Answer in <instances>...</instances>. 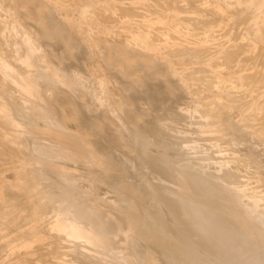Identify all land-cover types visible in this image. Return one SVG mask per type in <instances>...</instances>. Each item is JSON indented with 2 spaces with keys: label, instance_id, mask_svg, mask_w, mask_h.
I'll return each instance as SVG.
<instances>
[{
  "label": "bare ground",
  "instance_id": "bare-ground-1",
  "mask_svg": "<svg viewBox=\"0 0 264 264\" xmlns=\"http://www.w3.org/2000/svg\"><path fill=\"white\" fill-rule=\"evenodd\" d=\"M47 1H45L46 4ZM95 2L97 1L95 0ZM9 3L12 4L13 2ZM141 4L144 5V2ZM68 5L70 7L71 4ZM32 6L35 7L34 10L26 12L31 13V17L38 22L41 19L40 11L44 5L35 1ZM49 6L52 5L49 4ZM63 8H65V5ZM130 8H133V6ZM130 8L122 6L118 11L120 10L121 14L127 13L132 10ZM135 8L136 10L141 9V11L144 9V7ZM165 8H162L163 11ZM3 10L0 5V12H4ZM150 11L154 13L153 8ZM110 12L107 15L112 19ZM237 12L240 11L237 10ZM85 13L88 14L86 11ZM140 13L142 14V12ZM86 14L84 16L89 17ZM4 15H7V12ZM90 15L92 16V14ZM109 17L104 18L107 20ZM113 17L116 18V16ZM16 18L8 26L14 35L9 45L4 44L7 47V54L0 52L1 80L6 83L9 93L6 96H8L12 107L7 109L8 104L6 107L0 105V142L6 148V151L9 153L15 152V155L20 156L21 164L17 167L20 171L19 174H21L19 178L27 179L31 183L27 193L29 196L33 195L35 200H32V202L34 201L32 204L35 203V206L33 205L35 208L33 211L30 210L35 215L32 219L27 218L26 221L23 220V217L26 219L25 214L19 215L22 217L23 223L20 221L21 224L19 225L18 222L19 226L16 225L11 231H7L8 224L6 226L1 225V251L6 252L12 243L17 241L12 235L20 237L18 243H13L14 246L15 244L16 246H22L27 245L31 238L34 239L40 234L48 233L53 235L55 241L47 240L42 244L40 242L37 244L39 246L41 244L38 250H52L51 253L54 254L57 253L54 252L55 249H58V251L62 249L66 252L65 256H61L63 253L59 254L60 256L58 254L49 255L51 257L47 261L48 256L45 258L44 254L27 248L31 251L30 257L26 260L21 259L22 261L17 264H264V127H252L251 124L256 119L251 117L252 114L248 113L246 115L247 106L240 109L241 117L237 121H234L229 115L220 116L217 113L218 111L215 110H217V103L222 98L203 99V92L207 91L209 86H206V83H203L204 79L198 75L197 77L192 76L194 73L200 72L194 70L197 68L194 66H198V62L191 59L183 60L181 63H173L176 64L177 68H174V65L168 60H156L155 65L152 67L147 59L155 57V52L145 50L149 46L146 43L142 44V42V45H139L140 49L142 47L140 51H133L129 54H125L121 48L109 51L105 55L107 58L106 65L109 66L111 73L115 74L116 77L112 79V74H109L110 77L108 78L110 79L108 80H113L116 83L122 82L125 91L132 90L136 86L121 78V76L125 77L128 74L130 78L133 74L137 75L138 72L143 71L150 80L157 76H165L168 73L172 75L180 73L182 75L184 80L178 84H174L167 79V88L173 96L175 92H180L187 97L193 95L195 97L194 105L188 102L178 103L174 110L164 111L170 114V117H168L165 113L168 122L163 120L157 122L151 118L150 109L138 105L141 100L137 103L133 95L132 97L124 95L120 101L114 100L109 92L108 81L104 77H94L96 78L95 83L90 78V73V77L83 73L87 70L80 72L73 66L61 63V56L52 52L50 54L45 53L33 41L32 37L23 30L22 20L19 21L20 19ZM42 19L45 21L47 18ZM62 19L65 20L64 17ZM187 20H191V18ZM221 21H224V18ZM46 22H44L45 25ZM100 22L102 23L101 20ZM207 23L206 25L210 24ZM55 24L57 23L55 22ZM62 24H60V27L59 25L56 26L61 29ZM214 24L212 22V26ZM56 26L55 28H57ZM52 28L54 31V27ZM47 29L49 30V28ZM158 29L160 33L158 38L176 40L172 36L174 33L171 34L167 29L161 30L160 26ZM197 30L195 27V31ZM129 33L131 32L129 31ZM54 34L57 35L56 32ZM71 34V32L69 34L62 31L64 39H69ZM198 34L200 33L198 32ZM131 36L129 38L133 39L134 43L141 41H138L139 37L134 39ZM184 36L183 38H186L187 35ZM45 37L43 39L46 40ZM124 39H126V36H124ZM133 40H130V43ZM77 41L80 43V40ZM111 42L113 41L111 40ZM248 46H250V43ZM239 48L242 49V47ZM68 49L69 47H67ZM261 51H264V48H260ZM167 52L165 51L164 54L168 56ZM173 52H171L172 55ZM201 52L197 54L200 55ZM135 55L145 58L143 68L134 67L131 58ZM226 55L224 54L223 58L225 61ZM66 56L71 57V54L66 51ZM231 56L232 54L229 57ZM236 57L234 58L236 59ZM262 58L259 57L260 60ZM251 59L253 60L252 57ZM245 60L247 63V58ZM227 66L225 65V67ZM230 66L233 67V65ZM249 67L251 66H247L248 69H250ZM198 68L200 70V66ZM253 70L255 72V69ZM108 71L110 70L107 69ZM254 72L253 74L256 75L257 73ZM134 78L136 80L137 77ZM211 78L213 79V77ZM242 81H246L250 87L252 83H257L264 88V77L257 78L248 75ZM111 83L113 84V82ZM116 87L114 86V88ZM119 88L120 86H118ZM143 88L141 87V89ZM115 94L117 93L115 92ZM143 94L141 95L143 96ZM235 94L238 95L237 92ZM154 95L155 93H153ZM241 95L238 100H240ZM260 96H262L261 93L255 96L252 95L251 99ZM154 97L157 98L156 95ZM2 101L3 99L0 100V102ZM234 102L236 105L238 104L235 100ZM233 103L229 105L231 106ZM242 104L246 105L243 102ZM149 105L152 106V103L149 102ZM156 105L154 106L156 107ZM248 106H251L249 102ZM165 116L163 115L159 119L165 118ZM259 120L264 123V110L260 112ZM183 121H185V125L180 127ZM242 149H246L247 152L244 153ZM4 156L6 157V154ZM3 188L6 195L8 193H18L23 196L27 194V190L25 192L18 190L10 180L4 183ZM50 194H54V197L55 194L58 195L59 199L49 202L46 198ZM2 201L4 200L0 198V202ZM21 204L23 205V203ZM6 206L8 205H5V209ZM26 206H29V204ZM7 214L9 213L7 212ZM6 236H11V238L3 240ZM70 252H73L79 259L69 257ZM12 257L14 258L13 255ZM3 264L7 263L3 262Z\"/></svg>",
  "mask_w": 264,
  "mask_h": 264
},
{
  "label": "rangeland",
  "instance_id": "rangeland-1",
  "mask_svg": "<svg viewBox=\"0 0 264 264\" xmlns=\"http://www.w3.org/2000/svg\"><path fill=\"white\" fill-rule=\"evenodd\" d=\"M35 1L37 2H41L43 3L44 7L42 8V10L40 11V15H41V19L38 20V22L33 19V17H31V13L28 12H32L34 10V6H32ZM47 0H0V5L3 7V11L4 12H0V52L7 54V45H9L11 43V39L12 36L14 34H12V31L10 29L9 24L11 23V21L14 18H18L19 21H21L22 25H23V30L26 31L33 39V41L39 45L42 50L47 53L50 54L55 53L59 56H61V63L65 64V65H69V66H73L74 68H76L78 71L83 72L85 70V72H83L85 75L89 76L91 75V79H93L92 81L95 82L96 78H99L100 76L104 77L107 81H108V85H109V92L110 94L113 96L114 100L120 101L122 100L124 95H129L132 97H134V100L138 103L140 100V103L138 105H140L143 108H149L151 111V118L156 120L157 122H160L161 120L163 121H167V115L168 117H170V110H174L175 106L178 103H183V102H188L191 105H194V101H195V97L193 95L190 96H185L184 94L180 93V92H175L174 96H176L175 98H173V94L171 95V92L169 91V89L167 88V82L166 80H171L174 84H178L183 82L184 78L182 77V75L180 73H176L175 75H172L170 73L166 74L165 76L161 75V76H157L153 79H149L147 78L148 76L143 72L140 71L138 72L137 75H132V77L129 78V74L124 76H121V78H123V80H127L130 81L132 83V85H136L134 86V89L132 90H128L125 91V89L123 88L122 82L116 83L113 80H108L110 78L109 74L111 75V78H115V74L113 75V73H111V69L109 68V66L106 65L107 62V58H106V54L109 51H115V48H121L124 53L129 54L133 51H140L142 50V47L140 49V46L143 43H146L149 48L145 49V50H152L155 52V57L151 58V59H147V61L150 62V64L155 65V61H164V60H168L172 63V65H174V68H177L173 63H181L183 60L186 59H191L193 61L198 62V66H194V67H199L200 66V70L198 68H195L194 70H196L197 72L199 71L200 73H194L192 76L193 77H197V75L199 77H201L203 80V83H206V86H209L207 88V91L205 90L203 92V99L206 100H211V99H217L218 97H221L222 99H220L223 102H219L217 103V110H215L217 113L220 114V116L222 115H229L234 121H237L240 117V109H242L243 107L247 106V112L246 115L252 114L251 117H253L254 119H256V121L254 123H252V127H264V123H261L259 118H260V112L264 110V88H262L260 85H258L257 83L251 85H247L246 81H242L245 79L246 76L250 75V77H264V51L260 52V48H264V0H96L97 2H95V0H64L67 2H64L63 0H48L47 4L46 2ZM59 3H58V2ZM77 1V2H75ZM123 1V2H122ZM128 1V3H127ZM135 1V2H134ZM139 1V2H138ZM152 1V2H151ZM155 1V2H153ZM163 1V2H162ZM165 1H167L165 3ZM210 1V2H209ZM9 2H13L12 4H10ZM49 2V3H48ZM56 2V3H54ZM64 2V3H62ZM73 2V3H72ZM85 2V4H84ZM102 2V3H101ZM117 2V3H116ZM144 2V5H142L141 3ZM212 2V3H211ZM45 3V4H44ZM125 5H124V4ZM137 3V4H136ZM140 3V5H139ZM148 3V4H147ZM154 3H156L157 5H155ZM171 5L170 7L167 5ZM171 3V4H170ZM178 3V4H177ZM218 3V4H217ZM230 3V4H229ZM238 3V4H237ZM241 3V4H240ZM52 5V6H49ZM57 4V6H56ZM60 6H59V5ZM62 4V5H61ZM65 5V8L64 5ZM67 4H71L73 6L69 5L67 6ZM107 4V5H106ZM122 4V5H121ZM162 4V5H159ZM173 4V5H172ZM176 4V5H174ZM211 4V5H210ZM216 4V5H215ZM10 5H13L12 7ZM22 5V6H21ZM115 5V6H112ZM121 5V6H120ZM131 5V6H130ZM148 5V7H147ZM167 5V6H165ZM179 5V6H178ZM214 5V6H213ZM56 6V7H55ZM83 6V7H82ZM125 6L127 8H130L133 6V8H130L132 10L128 11L127 13H122L121 11L118 9H120V7ZM162 6V7H160ZM174 6V7H173ZM242 6V7H241ZM14 7V8H13ZM73 7V8H71ZM78 7V8H75ZM80 7V8H79ZM99 7V8H97ZM135 7H144V9L141 11V9L136 10ZM146 7V8H145ZM168 7L169 9L167 10L166 8ZM215 7V8H214ZM235 7H236V11H235ZM248 7V8H247ZM51 8V9H50ZM116 8V9H115ZM151 8V9H150ZM153 11H150L152 10ZM155 8V9H154ZM162 8H165L164 11ZM176 8V9H173ZM241 8V9H238ZM13 11H12V10ZM26 9V10H25ZM105 9V10H104ZM107 9L109 10L107 12ZM182 9V11H181ZM209 9V10H208ZM213 9V10H212ZM263 9V10H262ZM31 10V11H28ZM88 13L86 14L85 11ZM98 10V12H97ZM102 10H103V14H102ZM135 10V12H134ZM178 10V11H177ZM201 10V11H200ZM214 12H211V11ZM240 11V12H237ZM18 11V12H17ZM28 11V12H26ZM72 11V12H71ZM78 11V13H77ZM95 11V12H94ZM101 11V12H100ZM105 11V13H104ZM113 11V12H110ZM145 11V12H144ZM186 11V12H185ZM232 11V13H231ZM259 11V12H258ZM7 15H4L6 14ZM82 12V14H81ZM110 12V16L109 14ZM119 14H118V13ZM142 12V14L140 13ZM149 14H148V13ZM181 12V13H180ZM191 12V13H190ZM226 12V13H225ZM17 13V14H16ZM151 13V14H150ZM190 13V14H189ZM213 13V14H212ZM252 13V14H250ZM263 13V14H262ZM16 14V16H15ZM66 14V15H65ZM71 14V15H70ZM73 14V15H72ZM87 15L89 17H85L84 15ZM92 14V16L90 15ZM96 16H95V15ZM101 14V15H100ZM105 14V15H104ZM113 14V15H112ZM130 14V15H129ZM132 14V16H131ZM218 14V15H217ZM246 14V15H244ZM19 15V16H18ZM29 15V16H28ZM47 15V16H46ZM75 15V16H74ZM123 15V16H122ZM126 15V16H125ZM136 15V16H135ZM139 15V16H138ZM145 15V16H144ZM216 15V16H215ZM220 15V16H219ZM223 15V16H222ZM226 15V16H224ZM256 15V16H255ZM69 16V17H68ZM72 16V17H71ZM82 16V17H81ZM100 16V17H99ZM107 16L109 17L107 20L104 18ZM113 16H116L113 17ZM118 16H122V17H118ZM131 16V17H130ZM251 16V17H250ZM53 19H52V18ZM60 17V19H58ZM65 18L62 19V18ZM67 17V18H66ZM74 17V18H73ZM95 17V18H94ZM119 20H117L118 18ZM127 17V18H126ZM170 17V18H169ZM241 17V18H240ZM259 17V18H258ZM16 18V19H17ZM42 18H47L45 21L46 22V26L44 24V19ZM69 18V19H68ZM78 18V19H77ZM105 19L104 21L101 19ZM122 18V19H120ZM135 18V19H134ZM146 18V19H145ZM184 18V19H182ZM191 20H187L190 19ZM222 18V19H221ZM224 21H221L223 20ZM6 19V20H5ZM48 19L49 22H48ZM55 19V21H54ZM72 19V20H71ZM76 19V20H75ZM90 19V20H89ZM111 19V20H110ZM116 19V20H115ZM183 21H182V20ZM197 19V20H196ZM208 19V20H207ZM212 19V20H211ZM239 19V21H238ZM245 19V20H244ZM254 19V20H253ZM57 20V21H56ZM61 23H60V21ZM100 20L102 21V23L100 22ZM130 20V21H129ZM139 20V21H138ZM141 20V21H140ZM145 20V21H144ZM185 20V21H184ZM194 20V21H192ZM218 23H217V21ZM226 20V21H225ZM242 20V21H241ZM244 20V21H243ZM253 20V21H252ZM35 23H34V22ZM89 21V22H88ZM116 21V22H115ZM119 21V23H118ZM125 21V22H124ZM132 21V22H131ZM200 21V22H199ZM210 23L208 24L207 23ZM52 24H51V23ZM55 22L57 24H55ZM59 22V23H58ZM62 22H64L62 24ZM121 22V23H120ZM140 22V23H139ZM193 22V23H190ZM212 22L214 24V26H212ZM220 22V23H219ZM222 22H224L225 24H223ZM242 22V23H241ZM37 23V24H36ZM49 23V24H48ZM54 23V24H53ZM72 23V24H71ZM77 23V25H76ZM107 23V24H106ZM109 23V24H108ZM115 23V24H114ZM124 23L125 25L123 26ZM128 23V24H126ZM137 23V24H135ZM142 23V24H141ZM206 23L208 25H206ZM222 23V24H221ZM7 24V25H6ZM25 24V25H24ZM28 24V25H27ZM60 24H62V28H58L57 26L59 25V27L61 26ZM68 24V25H67ZM105 24V26H104ZM122 24V25H121ZM217 24V26H216ZM232 24V25H231ZM45 25V26H43ZM50 25V26H49ZM54 25V26H53ZM57 25V26H56ZM82 25V26H80ZM107 25V26H106ZM153 25V26H152ZM157 25V26H156ZM173 25V26H172ZM195 25V26H194ZM230 25V26H229ZM238 25V26H237ZM262 25V26H261ZM25 26V27H24ZM54 27V31L53 28ZM55 26L57 28H55ZM65 26V29H64ZM71 26V27H70ZM77 26V27H76ZM90 26V27H89ZM104 26V27H103ZM142 26V27H141ZM159 26L161 27V30L164 29L167 31H169L171 34L174 33V35L172 34L173 37H175V41L173 40H162L160 38H158L160 35L159 31ZM166 26V27H165ZM194 26V27H193ZM220 26V27H218ZM229 26V27H227ZM39 27V28H38ZM67 27V29H66ZM69 27V28H68ZM74 27V28H73ZM106 27V28H105ZM123 27V28H122ZM135 29H134V28ZM144 27V28H143ZM148 27V28H147ZM195 27L198 29L197 31H195ZM201 27V28H200ZM204 27V28H203ZM214 27V28H212ZM223 27V29H221ZM5 28V29H4ZM44 28V29H43ZM49 28V30H51V32H49V30L47 29ZM76 28V29H75ZM130 28V29H127ZM4 29V30H3ZM42 29V30H41ZM64 29V30H63ZM70 29V30H69ZM111 29V30H110ZM127 29V31H126ZM155 29V30H152ZM158 29V30H156ZM214 29V30H213ZM261 29V30H260ZM2 30V32H1ZM40 30V31H39ZM48 30V31H46ZM58 30V31H57ZM125 30V31H124ZM135 30V31H134ZM202 32H201V31ZM219 30V31H218ZM222 30V31H220ZM226 30V31H225ZM45 31V32H44ZM62 31H66L70 34V32L72 33V37L71 35H69V39L62 36ZM89 31V32H88ZM94 31V32H93ZM105 31V32H104ZM129 31L131 33H129ZM133 31V32H132ZM138 31V32H137ZM152 31V32H151ZM155 31V32H154ZM207 31V32H206ZM218 31V33H217ZM229 31V32H228ZM41 32V33H40ZM49 32V33H48ZM52 32H56V36L54 33ZM61 32V33H59ZM79 32V33H78ZM128 32V33H126ZM154 32V33H153ZM182 32V33H181ZM198 32L200 34H198ZM225 32V34H224ZM228 32V33H227ZM241 32V33H240ZM50 33H52L50 35ZM122 33V34H121ZM135 33V34H133ZM141 33V34H140ZM150 33V34H148ZM153 33V34H152ZM186 34V38L184 35ZM214 33V34H213ZM43 36H41V35ZM45 34V35H44ZM108 34V35H106ZM128 34V35H127ZM132 34V36H131ZM138 34V35H137ZM146 34V35H145ZM211 34V35H210ZM221 34V36H219ZM236 34V37H235ZM238 34V36H237ZM240 34V35H239ZM49 35V36H48ZM76 35V38H75ZM78 35V36H77ZM81 35V37L79 38V36ZM88 35V36H87ZM105 35V36H104ZM116 37H115V36ZM122 35V36H119ZM145 35V36H144ZM148 35V37L146 38V36ZM162 35V34H161ZM182 37H181V36ZM196 35V36H195ZM218 35V36H217ZM47 36V37H45ZM59 36V37H57ZM93 36V37H92ZM101 36V37H100ZM103 36V37H102ZM124 36H126V39H124ZM129 36L134 37V39L138 38V41L141 40L140 42H135L134 40L129 38ZM142 36V37H141ZM177 36V37H176ZM217 36V37H216ZM251 36V37H250ZM262 38H261V37ZM46 38L43 39V38ZM105 37V39H103ZM113 37V38H110ZM118 37V39H117ZM136 37V38H135ZM202 39H201V38ZM239 37V38H238ZM60 40H59V39ZM96 38V39H94ZM110 38V40H109ZM116 38V40H115ZM142 38V39H141ZM145 38V39H144ZM149 38V39H148ZM155 38V39H154ZM179 38V40H178ZM181 38V39H180ZM198 38V39H197ZM208 38V39H207ZM50 39V40H49ZM58 39V40H56ZM94 39V40H93ZM123 39V40H121ZM147 39V40H146ZM156 39L158 40L156 41ZM183 39V40H182ZM201 39V40H199ZM4 40V41H3ZM80 40V43L79 41ZM111 40L113 42H111ZM126 40V42H125ZM133 40L132 43H130ZM156 42H155V41ZM162 40V41H161ZM230 40V41H229ZM263 40V41H262ZM95 41V42H93ZM115 41V42H114ZM118 41H120L118 43ZM129 41V42H128ZM144 41V42H143ZM186 41V43H185ZM196 43H195V42ZM200 41V42H199ZM246 41V42H245ZM128 42V43H127ZM142 42V44H141ZM149 42V44H148ZM168 44H167V43ZM198 42V44H197ZM85 43V44H83ZM122 43V44H121ZM138 43V44H136ZM157 43V44H156ZM194 43V44H192ZM226 43V44H225ZM238 43V44H237ZM244 43V44H243ZM250 43V46H248ZM6 46H5V45ZM64 44V45H63ZM132 44V45H130ZM134 44V46H133ZM155 44V45H154ZM171 44V45H170ZM181 44V45H180ZM221 44V45H220ZM241 44V45H240ZM257 44V45H256ZM261 44V45H260ZM54 45V46H53ZM83 45V46H81ZM94 45V46H93ZM137 45V47H136ZM140 45V46H139ZM153 45V46H152ZM159 45V46H157ZM219 45V46H218ZM240 45V46H239ZM252 45V47H251ZM60 46V47H59ZM65 46V47H64ZM98 48H97V47ZM130 46V47H129ZM151 46V47H150ZM165 46V47H162ZM168 46V47H167ZM173 48V49H171ZM174 46V47H172ZM177 46V48H176ZM242 47L239 48V47ZM247 46V47H246ZM261 46V47H260ZM67 47H69V49L67 50ZM86 47V48H85ZM139 47V48H138ZM154 47V48H153ZM160 47V48H159ZM179 47V48H178ZM215 47V48H214ZM260 47V48H258ZM50 48V49H49ZM86 52H84L83 50ZM137 50H136V49ZM157 50H156V49ZM162 48V50H161ZM170 48V49H169ZM177 54H176V51ZM183 48V49H181ZM199 48V49H198ZM202 48V49H200ZM205 48V49H204ZM229 48V49H228ZM236 50H235V49ZM94 49V50H93ZM97 49V50H96ZM155 49V50H154ZM167 49V50H166ZM169 49V50H168ZM190 49V50H189ZM209 49V50H208ZM224 49V50H223ZM239 49H241L239 51ZM50 50V51H49ZM82 50V51H81ZM159 50V51H158ZM169 51L167 52L168 56L164 54L165 51ZM185 50V52H184ZM196 50V51H195ZM243 50V51H242ZM248 50V51H247ZM251 50V51H250ZM66 51L67 53L71 54V57H67L66 56ZM174 51V52H173ZM182 51V52H181ZM198 51V52H197ZM202 51V52H201ZM206 51V52H205ZM210 51V52H209ZM215 51V52H214ZM234 51V52H232ZM237 51V52H236ZM157 52V53H156ZM163 52V53H162ZM173 52V55L172 53ZM191 52V54H190ZM200 53L197 54V53ZM214 52V53H213ZM229 52V53H228ZM240 52V53H239ZM252 52V53H251ZM259 54H258V53ZM85 55H84V54ZM162 55H161V54ZM193 53V54H192ZM221 53V54H220ZM232 54V58L229 57ZM101 54V55H100ZM185 54V55H184ZM224 54H227L225 57L226 61L223 60L224 58ZM238 54V55H236ZM253 58V60L251 59V57ZM84 55V56H83ZM99 57H98V56ZM160 55V56H159ZM219 55H221L219 57ZM253 55V56H252ZM256 55V56H255ZM76 56V58H75ZM87 56V57H86ZM163 56V57H162ZM204 56V57H203ZM223 56V57H222ZM228 56V57H227ZM237 56V57H236ZM250 57L248 59V57ZM263 58L260 60L259 57ZM81 57V58H80ZM104 57V58H103ZM236 57V59L234 58ZM247 58V63L245 62L246 58ZM74 58V59H72ZM89 58V59H88ZM96 58H98L96 60ZM104 60L102 62V60ZM160 60H159V59ZM220 58V59H219ZM229 58V61H228ZM88 59V60H87ZM94 59V60H93ZM215 59V60H214ZM222 59V60H221ZM81 60V61H80ZM87 60V61H85ZM231 60V61H230ZM239 60V61H238ZM245 60V61H244ZM250 60V61H249ZM95 61V62H94ZM145 58L141 57L140 55H135L134 57L131 58V62L134 64V67L137 68H143ZM225 61V62H223ZM243 61V62H242ZM254 61V62H253ZM259 61H260V65H259ZM261 61H263L261 63ZM100 62V63H99ZM201 62V63H200ZM230 62V63H229ZM242 62V63H241ZM83 63V64H82ZM86 63V64H85ZM94 63V64H93ZM97 63V64H96ZM99 63V64H98ZM200 63V64H199ZM219 63V64H218ZM222 63V64H221ZM229 63V64H228ZM251 63V64H250ZM101 64V65H100ZM105 66H104V65ZM258 64V65H257ZM100 65V66H99ZM208 65V66H207ZM210 65V66H209ZM217 65V66H216ZM222 65V66H221ZM225 65L227 67H225ZM230 65H233V67H231ZM240 65V67L238 68V66ZM253 65V66H252ZM84 68H83V67ZM91 66V67H90ZM97 66V67H96ZM205 68H204V67ZM247 66H251L249 67L250 69L247 68ZM263 66V67H262ZM89 67V68H88ZM94 67V68H93ZM106 67V68H105ZM209 67V68H208ZM225 67V68H224ZM92 68V71H91ZM212 68V69H211ZM100 69V70H99ZM107 69L110 70L107 72ZM204 69V70H202ZM207 69V70H205ZM255 69V72L254 70ZM191 70V69H190ZM193 70V71H194ZM231 70V72H230ZM237 70V71H236ZM97 71V72H96ZM101 71V72H100ZM203 71V72H202ZM208 71V72H207ZM215 71V72H214ZM225 71V72H224ZM227 71V72H226ZM257 71V72H256ZM260 71V72H259ZM95 72V73H94ZM217 72V73H216ZM257 73L256 75L253 74ZM259 72V75H258ZM90 73V75H89ZM97 73V74H96ZM102 73V74H101ZM140 73V75H139ZM231 73V74H230ZM247 73V74H245ZM249 73V74H248ZM261 73V75H260ZM200 74V75H199ZM228 74V75H227ZM106 77H105V76ZM244 75V77H243ZM246 75V76H245ZM98 76V77H97ZM114 76V77H112ZM137 77L136 80L134 77ZM174 76V77H173ZM180 76V77H178ZM207 76V77H206ZM213 77V79L211 77ZM96 77V78H94ZM244 79H243V78ZM211 78V80H209ZM231 78V79H229ZM239 78V79H238ZM1 75H0V100L3 99L2 102H0V105L3 107H6L7 104L8 106L6 107L7 109H11L12 107L10 106V102L8 99V96H6L8 93V89L6 86L5 81L1 80ZM131 79V80H130ZM217 79V80H216ZM236 79V80H235ZM135 80V82H134ZM140 80V81H139ZM146 80V81H145ZM180 80V81H179ZM216 80V82H215ZM223 80V81H222ZM228 80V81H227ZM230 80V81H229ZM241 80V81H239ZM122 81V80H120ZM142 81V82H141ZM214 83H212V82ZM233 81V82H232ZM235 81V82H234ZM2 82V84H1ZM113 82V84L111 83ZM225 82V83H224ZM96 83V82H95ZM212 83V84H211ZM216 83V84H215ZM243 83V84H242ZM4 84V85H3ZM115 84V85H114ZM139 84V85H137ZM144 84V85H143ZM211 84V85H209ZM218 84V86H217ZM246 84V86H245ZM228 85V86H227ZM236 85V86H235ZM244 85V86H243ZM258 85V86H257ZM114 86L117 88H114ZM118 86H120V88L118 89ZM138 86V87H137ZM213 86V87H212ZM226 86V87H225ZM242 86V87H241ZM248 86V87H247ZM260 86V87H259ZM112 87V88H111ZM137 87V88H136ZM141 87L143 89H141ZM156 87V88H155ZM215 87V88H214ZM234 87V88H233ZM247 87V88H246ZM256 87V88H255ZM258 87V88H257ZM6 88V89H5ZM155 88V89H154ZM214 88V89H213ZM219 88V89H218ZM251 88V89H250ZM114 89V90H113ZM120 89H122V91H120ZM136 89V90H135ZM139 91H138V90ZM155 91H154V90ZM217 89V90H216ZM221 89V90H220ZM226 89V90H225ZM116 90V91H115ZM119 92H118V91ZM142 91V92H141ZM152 93H150V92ZM238 93L235 94L236 92ZM243 91V92H242ZM247 91V92H246ZM257 91V92H256ZM259 91V92H258ZM261 91V92H260ZM5 92V93H4ZM115 92L117 94H115ZM122 92V93H121ZM136 92V93H134ZM139 92V93H138ZM230 92V94H228ZM245 92V93H244ZM131 93V94H130ZM134 93V94H133ZM142 93L143 96L141 95ZM153 93H155L156 97L155 98L153 96ZM248 93V94H247ZM262 96H260L259 98L253 99L254 97L251 96H255L260 94ZM115 94V95H113ZM120 94V96H119ZM141 96H140V95ZM152 94V95H151ZM235 94V95H234ZM242 94V95H241ZM247 94V96H246ZM150 95V96H148ZM232 95V96H231ZM241 95L240 100H238L239 96ZM140 96V97H139ZM172 96V97H171ZM206 96V97H205ZM225 96V97H224ZM7 97V98H6ZM121 97V98H120ZM137 97V98H136ZM139 97V98H138ZM152 97V98H151ZM159 97V98H158ZM235 99H233V98ZM243 98V99H242ZM78 99V98H77ZM137 99V100H136ZM144 101H143V100ZM159 101H158V100ZM164 99V100H163ZM165 99L167 100L165 102ZM188 99V100H186ZM226 99V100H225ZM230 99V101H228ZM242 99V100H241ZM251 99V102H250ZM146 100V101H145ZM155 100V101H154ZM170 100V101H168ZM186 100V101H185ZM225 100V101H224ZM234 102V100L236 102H238V106L236 105V103ZM245 102H244V101ZM245 103L246 105L242 104V102ZM247 101V103H246ZM149 102L152 103V106L149 105ZM157 102V103H155ZM165 102V103H163ZM177 102V103H176ZM228 102V103H227ZM233 105H229L232 103ZM241 102V103H240ZM248 102L251 104V106H248ZM6 103V104H5ZM162 103V104H161ZM222 103V105H220ZM4 104V105H3ZM158 104V105H156ZM164 104V105H163ZM147 105V106H146ZM156 105V107L154 106ZM225 105V107H224ZM236 107H235V106ZM242 105V106H241ZM223 108H222V107ZM230 106V107H229ZM259 106V107H257ZM166 109H165V108ZM221 107V108H219ZM234 107V108H232ZM238 107V108H237ZM262 107V109H261ZM157 109L155 110V109ZM164 110H163V109ZM171 108V109H170ZM230 108V109H229ZM255 108V109H253ZM154 109V110H153ZM161 109V110H160ZM252 109V110H251ZM166 110V112L169 110L168 114L166 112H164ZM158 112V113H157ZM165 113L167 114L165 116ZM157 114V115H156ZM165 116V118H161L159 119L161 116ZM157 117H156V116ZM159 116V117H158ZM176 117V116H175ZM259 120V121H258ZM260 122V123H259ZM245 123V122H243ZM259 123V124H258ZM258 124V126H256ZM5 125V124H4ZM7 125V124H6ZM185 125V121H183L182 124H180V127H183ZM263 125V126H261ZM255 131V129H254ZM264 137V134H263ZM1 140V138H0ZM209 143V142H206ZM264 149V147H263ZM242 151H244V153L247 152L246 149H242ZM0 155L1 154H6V157L4 155H1L0 157V183H2L1 187H0V198H2L4 201H2L6 206L5 209V205L0 202V230H1V225L2 226H7V231H11L12 229L15 228V226H19L21 223H23L22 221V217H20L19 215L21 214H25L24 216L26 217V219L23 217V220H27L28 219H32L33 216L35 215L34 212H30V210L33 211V209L35 208V203L32 204L35 200L33 198V195H30L27 193L31 187V183L27 180V179H22L19 178L21 176L20 171L17 169V167H19V165L21 164V159L20 156H18L17 154L15 155V152H8L6 151V148L3 147L1 145L0 142ZM8 155V156H7ZM15 157H14V156ZM10 156V157H9ZM19 157V158H18ZM4 158V159H3ZM18 158V161H17ZM3 159V160H2ZM6 159V160H5ZM20 159V160H19ZM4 161V162H3ZM14 163V164H13ZM16 165V166H15ZM18 165V166H17ZM5 166V167H4ZM16 167V169H15ZM15 169V170H14ZM7 170V171H6ZM3 171V172H1ZM16 175V176H15ZM21 179V180H20ZM7 180L12 181L13 185L20 191H23L27 194L20 195L18 193H14V194H5V192H3V187H4V183L7 182ZM28 182H27V181ZM26 185V186H25ZM29 187V188H27ZM2 195V196H1ZM17 197H16V196ZM20 195V196H19ZM28 195V196H27ZM54 194H50L46 199H48V201L50 202L51 200L55 201L57 199H59L58 195L55 194V197L53 196ZM4 196V197H3ZM22 196V197H21ZM7 197V198H6ZM53 197V198H52ZM12 198V199H11ZM25 198V199H23ZM27 198V199H26ZM22 199V200H21ZM29 199V200H28ZM9 200V202H8ZM11 200V201H10ZM32 200H34L32 202ZM16 201V202H15ZM31 201V202H30ZM51 201V202H53ZM19 202V203H18ZM28 202V203H27ZM23 203V205L21 204ZM32 206H31V204ZM3 206H2V205ZM13 204V205H12ZM30 206H26L28 205ZM10 205V206H9ZM44 205V204H43ZM25 206V207H24ZM10 207V208H8ZM24 207V208H22ZM21 208V209H20ZM27 208V209H26ZM16 209V210H15ZM9 210V211H8ZM20 210V211H18ZM13 211V212H12ZM28 211V212H27ZM5 212V213H4ZM7 212L9 214H7ZM12 212V213H10ZM27 213H29L27 215ZM33 213V214H32ZM13 214V215H12ZM32 217H31V216ZM30 216V217H27ZM8 219V221H7ZM18 219V220H17ZM158 220H160V218H158ZM21 221V223H20ZM161 221V220H160ZM159 221V222H160ZM184 221V220H183ZM19 222V223H18ZM19 225H18V224ZM4 224V225H3ZM11 228V229H10ZM1 232V231H0ZM46 237H44V236ZM14 239H17L16 242L13 243H18L20 241V237L19 236H14L12 235ZM11 238V236H6L3 238L4 239H9ZM19 240V241H18ZM44 240V241H43ZM47 240L49 241H55V238L53 237V235L51 234H40V236H38L37 238H31V240H29L27 242V245H22V246H14V244L12 243L11 247L6 251L3 252L1 251V242H0V264L2 262L7 263V264H17L19 261L22 260H26L27 258L30 257V252L31 251H37V253H41L44 254L43 256L45 258H47L46 256H48V258L46 259L47 261H49L50 257L53 255H61L63 253V255L61 256H65V251L63 252L62 249H55L54 252L57 253H51L52 250H38L40 249L39 247L41 246L42 242H46ZM40 244L37 245V244ZM4 243V241H3ZM17 247V248H16ZM26 252H25V249ZM31 249V251H29L28 249ZM36 248V249H35ZM14 250H16L17 252H15ZM61 250V251H60ZM24 251V252H23ZM19 252V253H18ZM44 252V253H43ZM46 252V254H45ZM60 252V253H59ZM18 253V254H17ZM71 253V254H70ZM69 253V257L71 258H76L77 256L73 253L70 252ZM4 254V255H3ZM14 256V258L12 257V255ZM15 254V255H14ZM3 255V256H2ZM51 255V256H49ZM59 255V256H60ZM72 255V256H71ZM18 256V257H17ZM12 258V259H11ZM20 259V260H19ZM22 259V260H21ZM76 259H79V257H77Z\"/></svg>",
  "mask_w": 264,
  "mask_h": 264
}]
</instances>
